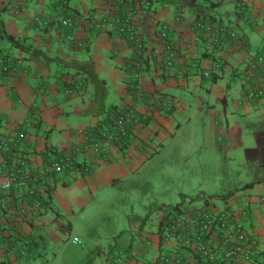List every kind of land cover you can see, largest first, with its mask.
I'll use <instances>...</instances> for the list:
<instances>
[{"label": "crops", "instance_id": "obj_1", "mask_svg": "<svg viewBox=\"0 0 264 264\" xmlns=\"http://www.w3.org/2000/svg\"><path fill=\"white\" fill-rule=\"evenodd\" d=\"M75 1L73 4L71 0H59V7L55 8L50 0H0V58L10 59L8 69L0 68V135L12 139L16 130H22L24 137L16 145L25 158L36 162L53 151L69 153L103 119L106 110L132 103L126 89L128 63L138 54L137 49L110 28L94 31L87 23L106 14L112 0ZM59 12H72L79 24L67 29L54 24L51 19ZM224 17L228 22L223 21ZM228 17H234V26ZM37 19L49 20V24L37 23ZM240 21L247 24L241 27ZM134 22L141 27L139 83L143 97L135 104V119L130 123L125 144H113L100 154L90 151L71 154L76 163L47 178V184L41 186L43 193L45 188L50 190L48 205H41L35 215L20 216L16 212L17 206L25 201L13 191L8 210L0 213V259L12 264L31 258L44 241L61 240L64 232L72 231V223L77 219L75 231L82 243L79 251L84 254L79 264L82 261L84 264H164L159 260L160 254L169 252L168 248L174 244L178 246L173 237L166 240L160 237L166 214L170 211L180 214L186 223L182 233L188 235L187 225L194 211L205 208L211 214L230 213L254 241L256 254L249 264H264V119L254 125L249 134L251 142L245 145L238 143L244 132L242 127L217 119V111L213 113V125L204 124L198 135L196 130L201 122L192 120L190 105L173 94L188 81L193 83L195 76L203 77V71L214 73L216 79L228 66L234 74L235 63L239 58L243 60L242 56H246L245 62L250 60L264 46V3L261 0H149L148 6L141 2L135 9ZM198 22L211 27L199 29ZM161 26L173 44L171 63L165 66L161 60L166 53L157 38ZM217 27L225 31L217 32ZM226 30L232 34L228 35ZM257 30L262 36L259 35L249 51L248 32ZM7 35L16 39L17 44ZM215 63L218 67H214ZM51 64L59 65L60 70L52 69ZM65 88L70 92H64ZM241 93L240 87L239 96ZM239 96L235 100L236 108L248 112L255 106L264 115V100H240ZM222 103L226 104L225 99ZM142 114L146 121L138 117ZM34 115L38 116L36 122H32ZM56 129L62 137L59 143L47 142L50 132ZM210 134L211 137L216 134L213 145L212 140L208 141ZM194 137L198 143L196 155L201 150L216 155L214 161L218 165L214 162V170L206 169L205 163L199 169L201 172L188 171L182 183L175 185L177 200L165 203L169 197H162L159 203L148 201L143 217L134 213L126 216V228L97 235V230L87 226L97 219V209L89 208V204L97 206L99 192L133 177L141 166L155 160L164 144L176 141L179 150L185 146L187 149ZM245 156L251 159L247 167H236ZM82 165L90 170L81 171ZM243 182L252 184L240 186ZM202 185H206L204 190ZM189 190L197 191L194 198L184 195ZM183 196L196 203L183 205ZM216 200L221 204L216 206ZM83 212L91 214L92 219H83ZM76 214L77 218L72 219ZM22 243H26L24 247ZM182 248V261L169 264H201Z\"/></svg>", "mask_w": 264, "mask_h": 264}, {"label": "built area", "instance_id": "obj_2", "mask_svg": "<svg viewBox=\"0 0 264 264\" xmlns=\"http://www.w3.org/2000/svg\"><path fill=\"white\" fill-rule=\"evenodd\" d=\"M57 8L59 0H50ZM264 3V0H261ZM148 6L149 0H112L108 12L96 19L87 21L89 27L94 31L111 29L119 38H122L128 45L134 46L138 54L128 63V75L126 89L130 93L132 103L125 107H119L115 112L105 113L103 119L88 131L79 145L73 147L69 153L56 152L46 153L38 162L32 158H25L16 145L24 137L22 130H16L13 138L0 135V213L8 210V200L12 192H18V198L24 199L25 203L16 208L21 215H35L42 202L43 189L42 179H47L59 172L72 167L73 153L93 152L100 154L113 144L122 143L127 139L130 123L135 119V104L142 99L143 91L140 89L139 73L142 66L141 50L142 38L141 27L134 22L135 9L140 3ZM145 13V8L141 9ZM54 24L63 28H71L78 23L71 13L59 12L51 19ZM37 23L48 25L49 20H36ZM201 29L209 30V24L196 23ZM214 27V26H213ZM164 26L157 32V38L161 43L164 53L162 64L171 63L170 53L173 44L166 38ZM217 32L225 31L223 27H217ZM227 34H232L226 30ZM9 58H0V68H9ZM214 67H218L215 63ZM203 76L209 74L203 71ZM242 100H260L264 98V46L256 50L241 73ZM64 92L69 93L70 89L65 88ZM144 114V113H143ZM141 115L143 118L145 115ZM37 115L32 116V122L37 121ZM90 167L82 165L81 171H88ZM21 195V196H20ZM9 197V198H8ZM8 198V199H7ZM7 199V200H6ZM264 202V199H262ZM19 202H22L19 201ZM186 225L183 217L175 212H168L161 225L160 237L163 240L173 237L179 247L186 248L192 255L199 259L201 264H221L232 262L235 264H249L255 257L254 241L235 222L234 217L228 212L211 214L205 208H198L194 211L189 221V234L182 233ZM71 242H77V238H71ZM26 243H22V247ZM160 259L162 263H178L182 256L177 251L165 253ZM108 264H111L110 262Z\"/></svg>", "mask_w": 264, "mask_h": 264}, {"label": "rangeland", "instance_id": "obj_3", "mask_svg": "<svg viewBox=\"0 0 264 264\" xmlns=\"http://www.w3.org/2000/svg\"><path fill=\"white\" fill-rule=\"evenodd\" d=\"M74 4L75 0H71ZM88 2V0H84ZM232 10V8H231ZM232 12V11H231ZM73 15V13L71 12ZM231 20V26L233 25V18L228 17ZM223 21L228 22L227 18L224 17ZM233 22V23H232ZM245 22L240 21L239 24L242 27ZM247 24V23H245ZM250 39V49L253 50V45L257 43L259 35L262 33L257 31L248 32ZM83 52V51H82ZM243 60L239 58L236 61L235 66L237 68L236 72L233 74L230 72V66L225 67L222 70L220 76H218L214 81L209 78H204L202 76H195L193 83L188 81L185 86L177 89L173 92L175 97H179L180 101L185 103V105H190L189 112L191 113V119L200 121L198 124L196 133H199L208 124L213 125L215 120L214 111L219 113L217 119L222 122H227L232 126H241L242 132L241 137L238 142L240 145H245L247 141L251 142L250 132L253 131L254 125L257 126L258 123L264 119L262 113L259 114L256 107H250L248 112H242L241 109L235 107V100L239 96V88L241 87V73L246 65V56H242ZM52 69L60 70V66L57 64H51ZM240 97V96H239ZM222 98L225 99L226 104L222 103ZM255 101V100H250ZM187 107V106H186ZM208 126V130L210 126ZM195 130V128L193 129ZM216 134L209 135L208 141L212 140V145L215 143ZM61 134L58 133L57 129L50 132L46 141L51 143H59L61 140ZM197 138L192 139V144L188 145L189 148L186 149L182 147L179 150L177 142L164 144V147L160 150V154L154 158L155 160L148 161V164L141 166L140 170L131 178H127L115 187L105 190L104 192H99L97 196V203L95 206L93 203L89 204L91 207L96 208L95 216L97 219L87 226L90 229L97 230L102 235L104 231L114 230L115 228L123 229L126 228V216H131L130 214H137L139 217H143L145 210L148 206V201L151 202H161L159 198H167L165 203L168 201L174 202L177 200V188L175 185L177 183H182L185 175L188 171H199L205 165L206 169L214 170V160L215 157L209 154L208 151L201 150L199 154H195L196 149H198ZM201 142V141H200ZM238 144V145H239ZM237 146V145H236ZM236 148V147H234ZM195 154V155H194ZM222 157V156H221ZM224 157V156H223ZM249 157H241L239 163L236 165L242 168L248 165L251 159ZM221 159V158H220ZM247 159V160H246ZM199 163L201 165L199 166ZM218 165V162H215ZM251 166V165H250ZM239 168V167H238ZM236 169V168H235ZM165 178L166 181H163ZM206 185H202L201 189L204 190ZM182 187H186L182 184ZM203 187V188H202ZM197 191L189 190L187 194L194 198ZM183 205L195 204L196 201H188L187 198L183 196ZM163 201V200H162ZM217 205L221 203L216 200ZM161 204V203H160ZM93 209L88 210L91 213ZM50 213V212H48ZM89 213L83 212V219L91 220L92 216ZM81 214V213H80ZM178 214V213H176ZM78 214L74 218H77ZM77 220V219H76ZM72 223V231L64 232L61 240L43 242V245L37 248V252L31 256V258L25 260H18L12 264H79L84 254L79 251V247L82 245L80 238L78 237L75 228L77 229V221ZM61 222H65L63 218L60 219ZM108 229V230H107ZM75 236L78 241L76 243L71 242V238ZM177 251L180 254L182 247H176L175 244L168 248V250ZM165 253V252H164ZM164 253L160 254L159 260ZM86 260V259H85ZM109 260H114V257H110ZM0 264H6V260L0 259ZM82 264L83 261H82Z\"/></svg>", "mask_w": 264, "mask_h": 264}, {"label": "trees", "instance_id": "obj_4", "mask_svg": "<svg viewBox=\"0 0 264 264\" xmlns=\"http://www.w3.org/2000/svg\"><path fill=\"white\" fill-rule=\"evenodd\" d=\"M7 38L10 40V41H12L13 42V44H17V40L16 39H14V38H12L11 36H9V35H7ZM203 73V72H202ZM201 73V74H202ZM203 75V74H202ZM203 77H206V78H209V79H211L212 81H214L215 80V77H216V75L214 74V73H209L207 76H203ZM241 85H242V83H241ZM242 87V86H241ZM223 99L224 98H222V102H223ZM240 100H242L241 99V97H240ZM261 100H264V98H262V99H260V101ZM171 106V104L169 103V104H167V107L169 108ZM167 108V109H168ZM116 109L117 108H115V109H112V110H110V109H108V110H106V112L105 113H110V112H115L116 111ZM138 117L140 118V120H147V117H140V115H138ZM128 133H129V130H128ZM123 144H125L124 142H123ZM117 145V144H116ZM105 152V151H104ZM103 153V152H102ZM72 161V164L73 163H76V161H74L73 159L71 160ZM43 181H42V185H44V184H47V180L44 178V179H42ZM259 179H257L256 181H258ZM264 180V179H263ZM252 184V182H247V183H245V182H243L240 186H249V185H251ZM51 187V186H50ZM49 188H45V193L43 194V196H42V202H41V205L44 207H47V205H48V199H49ZM230 192V191H229ZM229 192H227L225 195H227ZM224 195V196H225ZM27 243V242H26ZM26 245H29L28 243L26 244ZM251 262V261H250Z\"/></svg>", "mask_w": 264, "mask_h": 264}]
</instances>
